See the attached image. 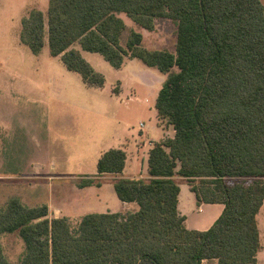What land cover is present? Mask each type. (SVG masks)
Listing matches in <instances>:
<instances>
[{"label":"trees","instance_id":"obj_1","mask_svg":"<svg viewBox=\"0 0 264 264\" xmlns=\"http://www.w3.org/2000/svg\"><path fill=\"white\" fill-rule=\"evenodd\" d=\"M120 13L149 31L155 19H171L174 50L143 46L142 33ZM46 15L28 9L21 42L34 54L47 43L49 54L88 85L102 86L104 75L81 50L100 53L115 68L138 58L163 73L154 106L174 134L153 143L147 178L113 181L120 200L138 204L133 212H88L72 223L49 218L46 204L11 196L0 205V264H13L1 235L15 230L24 241L19 264H256L264 200L262 1L48 0ZM125 159L123 149L108 148L97 174L79 186H99L100 175L121 172ZM175 176L187 180L198 202L223 204L207 229L187 227Z\"/></svg>","mask_w":264,"mask_h":264},{"label":"rangeland","instance_id":"obj_2","mask_svg":"<svg viewBox=\"0 0 264 264\" xmlns=\"http://www.w3.org/2000/svg\"><path fill=\"white\" fill-rule=\"evenodd\" d=\"M47 5L48 0H0V205L18 196L29 206L46 204L49 213L58 210L76 223L85 213L116 208L119 202L108 173L100 175L99 186L78 184L97 174L98 158L119 146L118 137L127 144V172L137 176L145 171L147 148H139L136 140L146 133L156 140L164 133L167 122L160 120L154 103L165 76L138 58H126L115 68L100 53L82 51L104 75L102 86L88 85L59 56L49 54L47 43L34 54L20 40L21 19L35 6L46 21ZM119 16L142 33L143 46L174 50L171 19L158 18L157 28L149 31L125 13ZM175 178L188 191L187 180ZM262 207L264 242V202ZM1 244L8 259L19 264L24 241L17 230L3 233ZM258 260L264 264V249Z\"/></svg>","mask_w":264,"mask_h":264},{"label":"crops","instance_id":"obj_3","mask_svg":"<svg viewBox=\"0 0 264 264\" xmlns=\"http://www.w3.org/2000/svg\"><path fill=\"white\" fill-rule=\"evenodd\" d=\"M261 1L264 4L263 0H261ZM157 20L158 19H155L154 30L157 28V26H156ZM156 49H158V48H156ZM82 51H85V50H81V53H82ZM125 60H126V58H125ZM160 120H163V119L160 118ZM140 125L143 126L144 123L140 122ZM164 126H165L164 133L159 139L153 140L151 138H148V135L146 133L145 136L140 135L139 138L136 140V143H137L139 148H142V149L145 147L147 148V150H146L147 151L146 161L148 160L149 150L153 146V143L155 141H159V140H161L165 137H168V136H173L174 129H173L172 125L166 124ZM118 138H119L118 139L119 146L118 147H110V148H121L125 151V154H126L125 165H124L123 170L121 172H119L118 174L108 173L111 176L110 178H112L113 181L116 178H120V177H143V178H147L148 177V165H146V169H145L146 172L145 171L139 172V174L137 176L127 172V168H126L127 167L126 166L127 150L125 148V146L127 144H126V142L125 143L123 142L124 141L123 136L118 137ZM144 138H146V139H144ZM143 154H145V152H143ZM186 184L188 187V191L181 189V187L179 185L180 191L178 193V203H177L178 210L180 211V213H182L186 216V225L188 228L198 229V230L207 229L214 222V220L219 216V214L221 213V211L223 209V204L222 203L198 202L196 199L195 193L192 190H190L187 182H186ZM86 186H92V185H86ZM83 187H85V186H83ZM263 202H264V200H263ZM262 205H263V203H262ZM114 207H116V208H106V211H103V212H107V211H109V212H121V213L133 212V211L138 209V204L134 201H123V200L119 199V202L115 203ZM262 208L263 207L261 206L257 215H256L257 222H258L260 242H261V248L257 252L256 264H259L258 253L264 249V242L262 241L261 229L259 227V215H260ZM56 211L57 212L55 214L49 213V208H48V215L50 214L51 217L59 216L60 213L58 212V210H56ZM210 261L214 262V264H217V259H215V258L214 259H204L202 261V264H208Z\"/></svg>","mask_w":264,"mask_h":264}]
</instances>
